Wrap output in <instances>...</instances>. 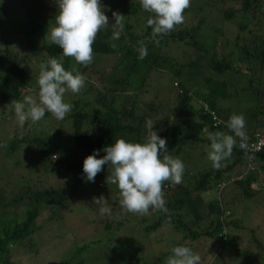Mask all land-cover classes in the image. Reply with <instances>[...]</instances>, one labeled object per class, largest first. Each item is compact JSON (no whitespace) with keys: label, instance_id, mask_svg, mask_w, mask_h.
<instances>
[{"label":"trees","instance_id":"trees-1","mask_svg":"<svg viewBox=\"0 0 264 264\" xmlns=\"http://www.w3.org/2000/svg\"><path fill=\"white\" fill-rule=\"evenodd\" d=\"M31 1L34 4L33 14L26 13L25 24L22 27L16 28L19 26L16 22L11 28L15 29V33L19 30L15 39V49L12 51L5 47L0 53V105L7 107V112L13 113L12 100L22 101L26 95L35 94L36 74L29 73L24 66V60L31 50L37 49L36 44L40 43L48 59L56 58L65 70L85 75V86L80 93L66 95V99L70 98L68 103L73 105L72 111L63 120H59L61 128L70 125L73 144L70 155L75 156L76 152H82V157L78 162L73 161V163L64 161L63 158L56 159V154L53 152L57 147L53 148L50 144L52 137H45L42 132L29 135L27 129L19 126L5 144L4 158L17 151L20 143L27 148L33 146L37 166L47 167L51 163L64 166L80 182L84 178L82 163L86 156L98 150L97 158H101L105 155L103 148L110 146L117 139L144 143L150 135L146 125L151 121L157 135L167 140L166 154L179 158L183 164L184 162L189 164L179 155L185 146L189 149L191 145H210L207 139L210 132L219 131L234 135L226 127L227 121L233 114H242L245 119L246 147L241 148V139L236 137L237 143L231 156L222 161V167L219 169L213 168L208 153L206 154L205 151L203 154L201 151L199 155H205L206 163L202 162L198 155L195 160L192 158L194 163L191 164V170H188L189 167L184 164L182 179L186 184L172 186L165 182L163 186V191L172 190L177 198L173 201L175 205L170 209L177 211L182 205L187 206L192 218L185 222L181 213L163 212L157 221H153L150 227L146 226L145 229H156L162 218L169 219L173 229L182 233L187 232V236L192 239L201 234L211 236L218 242L220 248L234 251L235 255L253 251L259 259L264 260V236L260 237L256 232L254 235V229H249L248 232L251 233L255 249L249 248L248 245L238 246L239 240L235 237V233L228 236L231 230L238 233L240 228L244 229L241 226V219L231 218L230 210L236 212L235 199L239 196L242 198L255 194L256 191L250 187V184L256 181V175L252 172L256 166L261 170L264 169V145L256 151L247 148L250 142L256 140L254 134H259L256 132L258 130L256 127L264 123V11L259 10L264 0H240L239 8L230 10V7H227L221 10L220 14L224 20H228L233 14L240 15L236 23L238 34L230 45L224 39L220 42L218 35L213 38L207 37V31H205L206 37H203V30L208 27L205 24L207 22L205 13L206 7L211 5L210 0L203 7L197 5L194 13H187V8L184 12V22L162 37L153 38L152 30L147 25L150 13L142 31L134 34L126 31L127 35H120L117 41L101 29L92 45L93 62L86 67L77 64L71 58L63 57L62 50L57 45L49 43L48 31L55 26V15L58 11L56 0ZM45 4H49V7H45ZM124 6L127 11L133 7L131 3L125 2ZM6 14L3 4L0 3V28L8 24L5 20ZM188 14L190 19L187 17ZM124 28L129 29V25H125ZM206 38L209 39V44L205 43ZM113 44L115 47L112 46ZM174 45L179 48V52L175 56H170L167 51H171ZM141 47L147 49V55L143 59L139 58ZM215 50H220V53L217 55ZM116 51H120L119 56L109 70L102 73L96 64L100 56L114 54ZM59 55L61 58H58ZM42 60H46L45 57H42ZM164 70L170 71L173 75L171 82L173 96L167 98L166 104L165 102L161 104L159 100L156 103L146 102V105L143 104V108L137 112L133 96L129 92H140L145 89L146 76ZM209 71L214 74H210ZM91 75L100 76L99 86H95ZM237 85L238 88L234 89L231 95L226 92L225 87L236 88ZM30 89L33 90L32 93H29ZM248 93L253 97L248 98ZM228 99H231L229 108L237 105L241 99L244 109L237 107L233 112L222 114V106L228 103L226 102ZM232 99L236 100L232 102ZM252 100L254 102L250 104ZM45 114L47 115V112ZM260 115L261 118L257 119ZM22 129L24 133L19 134ZM0 144L1 147L3 142L0 141ZM188 149H185L187 153ZM11 167L16 166L11 164ZM243 169H246L245 173H241ZM103 170L97 174L99 178L105 176L107 165L103 166ZM66 172L69 173L67 170ZM229 184L234 188L221 195L220 191ZM22 186L23 190L16 191L18 195L10 203L16 205L26 199V203L24 202L26 208L19 214L13 213L10 219L0 220V264H16L14 260H10L11 251L13 246H22L23 241H26L25 248L31 252L35 243L29 235L35 229L33 221L40 209L50 203L61 205L66 199L64 195L66 186L58 189L60 191L32 190L35 185L32 186L29 181H24ZM3 188L0 186L2 206ZM210 188L216 190L217 196L203 206L200 204L201 199L198 195L195 197L194 193H201ZM26 193L25 198L23 194ZM200 208L203 211L206 208L204 215L198 213ZM3 213L7 212L3 211ZM18 215L22 218L16 221ZM207 218L208 221L205 220ZM139 220L144 221L145 217L141 216ZM125 222L130 221L122 217L104 224V228L108 229L114 223L111 230L114 239L110 241L112 244L105 248L101 259L106 258L111 264H118L117 258L121 255L120 264L142 263L140 258L137 259L139 244L133 238L131 229L127 231L125 228ZM95 244L96 241L83 243L77 247L75 253L86 252ZM74 259L75 257L72 256L66 262L69 264L84 262L83 257L79 260ZM99 264H103V260Z\"/></svg>","mask_w":264,"mask_h":264},{"label":"rangeland","instance_id":"rangeland-1","mask_svg":"<svg viewBox=\"0 0 264 264\" xmlns=\"http://www.w3.org/2000/svg\"><path fill=\"white\" fill-rule=\"evenodd\" d=\"M239 1L240 0H210L211 5L206 7L207 12L205 13L207 21L205 24L208 27H206V30H203V37H206L205 31H207V37L213 38L218 35L220 42L224 39V41H228L230 45L235 35L238 34L236 33V23L240 19V15L233 14L231 18L224 20L220 13L222 9L227 7H230V10L239 8ZM124 2L133 5L130 11L125 9ZM206 2L209 3V0H190V7L187 13H194V9L197 5L203 7ZM0 3L3 4L4 12L7 13L5 20L8 22L7 25L0 28L2 38L0 41L1 53L2 49L5 47H8V49L12 51L15 49V39L19 30H16L17 33H15V29L11 28L16 22L19 25L16 28L22 27L25 24L26 13L32 12L33 14L34 4L31 0H0ZM100 3H106V5L102 6H104V14L109 17L110 24L114 23V18L112 16L113 12L125 16L124 26L129 25V29L125 30L124 28V31L120 35L126 36V31L134 34L144 29V24L149 14L142 10L139 0H100ZM45 7H49V4H45ZM259 10L262 12L264 11V4ZM189 14L187 17L190 19ZM102 30L113 38V29L111 26ZM117 40L118 39H116V41ZM205 43L209 44L208 38H206ZM16 45L18 46V44ZM36 47V50L33 49L27 54V58L24 60V66H26L30 74L35 73L37 78V74L39 75L40 72V64L46 62L48 58L45 55L46 53L42 51L40 43H37ZM172 47V50L167 52L170 53V56H175L179 52V48H176L175 45ZM174 48L176 50H174ZM215 51L217 55L220 53V50ZM119 53L120 51H116L114 54L101 55L99 61L96 63L97 68L100 69L102 73L108 71L111 64H113L119 56ZM42 57H45L46 60L43 61ZM58 58H61V56L59 55ZM209 73L214 74L212 71H209ZM91 78L95 86L100 85V76L96 77L91 75ZM172 81L173 75L168 70L148 74L145 80V85H147L145 89L140 92H129V94L133 96L137 112L143 108V104L146 105V102L150 103L153 101L156 103V101L159 100L161 104H163V102L167 101V98L172 97ZM235 87L236 88L227 86L225 90L231 95L234 93V89L238 88V85ZM66 95H68V93L65 94L64 100L68 102L70 98L66 99ZM248 95V98L253 97L250 93H248ZM235 100L236 99H232V102ZM226 102L228 103L222 106V114L233 112L237 107H241L242 110L244 109L241 99L240 102L232 108L228 107L231 99H228ZM253 102L254 100H252L250 104H253ZM195 103L196 102H194V104ZM247 103H249L248 99ZM246 109L247 107H245V110ZM7 110V107L0 105V141L3 142L2 148L0 147V186L4 187L2 190L3 200L1 202L3 206L0 205V220L10 219L13 213L19 214L26 208V205H24L26 199L20 201L16 205L10 203L13 198L17 197L18 192L16 191L23 190L22 185L24 181H29L32 186L35 185V188H31L32 190L46 189V191H57L63 186H66L64 189L66 199L62 201V204L53 205L50 203L48 206L41 208L38 216H36L33 221L35 229L29 235V238L33 239L35 250L33 249L29 252L27 248H25L26 241H23L22 246H13L10 260H14L16 264H69V262L66 261L68 258H72V256L75 257L74 260H79V258L83 257V264H99L102 263V260L103 264H111L108 259L101 258L103 257L102 253L105 248L110 246L112 244L110 241L114 239L111 236V230L114 224L112 223L108 229H105L104 223L112 221V219H121L122 217L130 221L124 223L126 225L125 228H127V231L131 229L133 238L139 244L138 258L141 259L142 263L137 264H165L166 258L170 255L169 250L177 245L188 246L195 253H198L201 256V264H264V260L259 259L255 252L249 251L250 253L248 254L242 253L240 255H235L234 251L220 248L218 242L211 238V236L201 234L192 239L187 236V232L182 233L173 229V224L169 219L166 220L162 218L156 229L148 228V230H146L145 227H150L153 221H157L159 217L163 215V212L181 213L184 216L185 222H188L192 218L187 206L182 205V208L177 211L175 209H170V207L175 205L173 201L177 199L172 190L163 191L165 210L159 211L150 209L148 215H143L145 220L141 221L139 220L141 215L127 213L121 208L117 187L106 182V177L110 174L108 169L104 172V177L99 178L96 175L94 182H88L85 178L78 182L77 177L64 166L53 163H51L50 166L47 165V167L37 166L34 160V147L30 146L27 148L21 143L17 151L4 158L5 144L7 140L13 136L14 130L19 127L14 112H7ZM150 113L156 116L155 113L151 111ZM261 116L262 115L258 116L257 119L261 118ZM64 127L65 128H61L59 120L53 118L50 113H47L39 122L35 124H32L30 121L26 122L22 128L27 129L26 132L29 135L42 132L45 137H52L50 140L51 146L53 148H58H55L53 152L56 154V159L63 158L64 161L70 163H73V161L78 162L82 157V152H76L75 156L70 155L73 148L71 129L70 125ZM248 128L249 127H247V129ZM256 128H258L257 131L259 133H264V123ZM22 133H24L23 129L19 134ZM197 145H191L189 149L185 146L179 153L180 157L187 160L190 164L184 162V164L189 167L188 170H191V164L194 163L192 158H196L201 151H203V154H205L206 151L207 154L210 150V145L208 144ZM185 149H188V153ZM199 159L206 163L205 155H199ZM11 164L16 167H11ZM66 170L69 171V173L66 172ZM245 170L246 169H243L241 173H245ZM252 173L256 175V181L251 183L250 187L256 191L255 194L249 197H237L235 199L237 202V206H235L236 212L233 213V209L232 212L230 210V213H232L231 218L241 219V226L244 227V229L240 228V232L238 233L231 230L228 236L235 233V237L239 240L238 246L247 247L248 245L249 248L255 249L251 233L248 232V230L254 229V235L256 232L260 237L264 236V169L261 170L256 166V169ZM180 184L184 185L186 182L182 179ZM232 188L234 187L231 184L227 185L220 191L221 195H224ZM23 195L25 198L27 197V193ZM194 195L195 197L198 195L202 201L200 204L204 206L216 198L217 192L214 188H210L201 193H194ZM101 196L107 200V206L111 210L110 214H100V208L104 205L102 203H96L95 199ZM3 211L7 213H3ZM204 211L206 212V208ZM204 211L200 208L198 213L204 215ZM208 216L211 217V215ZM21 218L22 217L18 215L15 220L18 221ZM205 220L208 221L209 218ZM204 225L205 222L203 223V226ZM91 241H96L97 244L91 246L86 252L75 253L77 247ZM98 241L100 242L99 244ZM117 259V263L120 264L122 260L121 255L120 258Z\"/></svg>","mask_w":264,"mask_h":264},{"label":"clouds","instance_id":"clouds-1","mask_svg":"<svg viewBox=\"0 0 264 264\" xmlns=\"http://www.w3.org/2000/svg\"><path fill=\"white\" fill-rule=\"evenodd\" d=\"M139 2L142 10L151 14L147 25L152 30L153 38L167 35L182 24L184 12L190 7V0ZM56 3L58 13L55 15V26L48 31L49 43L57 45L63 57L71 58L79 65L86 67L93 62L92 45L101 29L111 26L113 39H119L124 31L125 16L113 12L114 23L110 24L100 0H56ZM112 46L115 47V44ZM146 55L147 49L141 47L139 58L143 59ZM84 86L85 77L82 74L67 71L56 58H49L40 64L35 94L26 95L22 101H11V110L18 126L23 127L29 121L35 124L44 118L46 112L57 120H63L73 107L71 103L65 102V94H79ZM32 92L30 89L29 93ZM153 125L151 121L147 122L150 135L144 143L117 139L103 148L105 155L101 158H97L98 150H94L82 163L84 178L88 182H94L96 175L107 165L110 174L106 182L117 187L121 208L127 213L141 216L148 215L150 209L165 210L163 186L165 182L172 186L180 184L185 167L179 158L166 154L167 140L157 135ZM226 127L234 135L217 131L207 136L210 141L208 158L215 169L222 167V161L231 156L237 143L236 137L241 139V148L246 147L244 116L233 114ZM95 200L104 205L100 208L101 215L110 214L111 210L103 196ZM169 251L165 264H201V256L188 246L177 245Z\"/></svg>","mask_w":264,"mask_h":264},{"label":"built area","instance_id":"built-area-1","mask_svg":"<svg viewBox=\"0 0 264 264\" xmlns=\"http://www.w3.org/2000/svg\"><path fill=\"white\" fill-rule=\"evenodd\" d=\"M216 123V122H215ZM256 140L254 142H250V145L247 147L249 150H258L261 145H264V135L254 134Z\"/></svg>","mask_w":264,"mask_h":264}]
</instances>
